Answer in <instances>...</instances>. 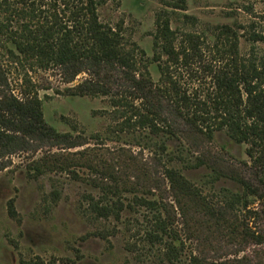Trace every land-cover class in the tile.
<instances>
[{
  "label": "rangeland",
  "instance_id": "obj_1",
  "mask_svg": "<svg viewBox=\"0 0 264 264\" xmlns=\"http://www.w3.org/2000/svg\"><path fill=\"white\" fill-rule=\"evenodd\" d=\"M95 1L100 22L118 30L124 48L136 51L138 72H148L155 81L159 78L156 64L166 63L154 45L155 21L158 16L167 17L175 34L174 48L180 53L175 76L190 95L201 98L211 92L204 66L224 65L234 46L237 59L264 61V39H253L264 38V0H186L184 11L172 9L171 0ZM0 60L14 95H36L47 125L85 143L67 149L27 139L24 149L0 160V264H190L192 257L219 262L246 256L248 264H264V247L231 244L226 231L221 234L187 200L178 207L164 178L166 160L163 157L159 163L152 153L158 151L151 145L159 144L161 138L135 128L129 120L131 97L120 72L107 74L112 83L108 96H72L67 88L94 78L81 73L66 84L57 68L42 70L31 61ZM117 101L121 102L116 107ZM222 134L216 132L208 141L179 131L167 143L180 156L170 165L194 186L206 181V171L194 168L199 156H222L226 167L220 166L226 176L231 170L246 177V146ZM65 163L71 168L61 169ZM104 170L113 172L124 185L119 196L124 205L132 204L135 196L161 199L170 235L148 240L153 213L143 206L135 205L134 211L123 212L117 220L97 217L89 205L101 200L103 190L95 185ZM225 189L239 187L223 178L214 186H204L203 192L211 196ZM261 230L264 233V224ZM169 244L177 247L176 259L169 255L170 261Z\"/></svg>",
  "mask_w": 264,
  "mask_h": 264
},
{
  "label": "trees",
  "instance_id": "obj_2",
  "mask_svg": "<svg viewBox=\"0 0 264 264\" xmlns=\"http://www.w3.org/2000/svg\"><path fill=\"white\" fill-rule=\"evenodd\" d=\"M168 5L175 10H186V0H171ZM155 23L154 45L160 50V55L166 57L164 66L156 64L159 73L156 81L148 72H138L136 51L124 48L118 30L100 22L95 0H0V58L5 57L13 64L31 61L42 70L57 68L66 84L72 83L81 73H88L94 78L67 88L72 96H108L112 83L107 74L120 72L122 85L131 97V106L125 102L131 113L129 120H133L135 128L161 138L159 144L154 141L151 145L158 151L152 153L159 163L163 157L166 160L164 178L178 207L181 200H187L211 219L221 234L225 230L231 244L244 242L263 248L264 61L252 57L237 59L234 46L229 50V59L224 65L216 68L204 66L211 92L201 98L196 94L190 95L182 89L175 76L174 68L179 65L180 53L174 48L175 34L169 19L158 16ZM223 29L231 32L228 26H223ZM253 39L264 38L253 36ZM20 95L21 98H18L9 90L0 60V160L24 149L27 139L67 149L85 144L47 125L42 102L36 95L22 92ZM120 102H116V107ZM179 131L202 136L208 141L219 132L230 142L246 146L248 162L243 163L247 168L246 177L234 175L231 170L226 176L220 166L221 163L226 167L222 156H199L194 168L206 171V181L194 186L170 165L180 156L167 143L176 139ZM65 167L71 168L65 163L61 169ZM100 176L101 180L97 179L95 186L103 190L101 200L89 205L97 217L117 220L123 212L134 211L135 205L143 206L153 213L154 225L146 234L148 240L156 242L160 237L170 235L169 227L162 218V213L167 210L161 199L135 196L132 204L124 205L119 199L124 185L119 184L111 171L104 170ZM223 178L230 179L239 190H217L211 196L203 192L204 186H214ZM113 197L116 199L109 202L108 199ZM254 205L256 208H253ZM9 212L12 213L11 205ZM176 249L175 244H169L168 256L176 259ZM248 262L247 256L219 262L192 257L190 264Z\"/></svg>",
  "mask_w": 264,
  "mask_h": 264
}]
</instances>
